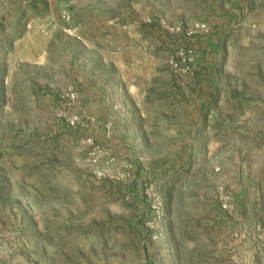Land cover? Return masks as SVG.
<instances>
[{"label": "rangeland", "instance_id": "rangeland-1", "mask_svg": "<svg viewBox=\"0 0 264 264\" xmlns=\"http://www.w3.org/2000/svg\"><path fill=\"white\" fill-rule=\"evenodd\" d=\"M0 264H264V0H0Z\"/></svg>", "mask_w": 264, "mask_h": 264}, {"label": "built area", "instance_id": "built-area-1", "mask_svg": "<svg viewBox=\"0 0 264 264\" xmlns=\"http://www.w3.org/2000/svg\"><path fill=\"white\" fill-rule=\"evenodd\" d=\"M226 1H228V0H226ZM74 96L73 95H71V98H73Z\"/></svg>", "mask_w": 264, "mask_h": 264}]
</instances>
